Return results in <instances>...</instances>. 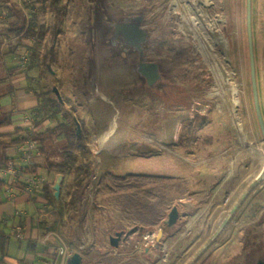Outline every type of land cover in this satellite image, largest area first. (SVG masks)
Wrapping results in <instances>:
<instances>
[{
    "label": "rangeland",
    "instance_id": "1",
    "mask_svg": "<svg viewBox=\"0 0 264 264\" xmlns=\"http://www.w3.org/2000/svg\"><path fill=\"white\" fill-rule=\"evenodd\" d=\"M50 3L46 11L30 17L0 11V42L10 40L19 56L37 57L53 47L48 86L55 97V89H63L66 103H77L78 125L88 133L91 177L79 206L69 210L64 206L74 177L65 175L53 197L59 202L53 225L71 256L79 253L84 264L109 259L113 264H139L144 236L156 233L163 223L174 226L169 230L173 237L186 231L233 158L250 152L255 174L259 171L264 137L251 80L247 0H64L67 15L60 36L44 35L38 45L36 35L17 32L24 23L39 32L49 20ZM99 8L114 31L112 49L101 43ZM251 30L264 126V0H252ZM140 62L160 65L161 77L152 84L140 79ZM241 123L250 127L252 137L243 134ZM107 173L177 180L110 187ZM181 180L183 194L178 193ZM159 205L167 215L158 225L138 220L143 215L153 220V206ZM252 226L242 242L256 264L264 261V225ZM117 233L122 238L115 247L110 238ZM153 254L156 258L157 250Z\"/></svg>",
    "mask_w": 264,
    "mask_h": 264
},
{
    "label": "crops",
    "instance_id": "2",
    "mask_svg": "<svg viewBox=\"0 0 264 264\" xmlns=\"http://www.w3.org/2000/svg\"><path fill=\"white\" fill-rule=\"evenodd\" d=\"M10 42H0V246L3 242L5 250L0 264L49 263L53 258L52 250L42 245L39 239L49 230H58L53 220L59 202L53 197L66 174L56 170L53 160L42 152L41 156L35 157L34 168L43 177V183L31 194H25L22 183L14 181L12 175L2 170L10 161L22 164L19 148L23 143L25 115L37 112L43 93L50 90L47 67L41 64V55L24 56L23 53L19 56L13 52L16 46L12 48ZM51 73L54 74V71ZM59 93L64 111L54 118L44 119L41 113L38 114L36 133L43 135L47 129L72 121L70 113L77 103L67 104L62 95L63 89ZM73 119L77 120L75 113ZM63 143L64 136L60 134L55 139H44L41 145L52 148L61 147ZM263 165L264 157L263 160L261 157L259 171L255 174L252 153L245 152L233 158L211 199L203 205L199 204L198 214L186 231L173 237L169 230L174 226L163 223L158 225L156 233L144 236V251H141L143 247H137L141 251L140 259H137L139 264H186L209 233H213L215 224L223 221ZM263 213L264 179L246 197L216 241L193 264H255L242 239L249 227L260 222ZM160 230L163 233L156 241ZM156 250L158 255L155 258L153 253ZM150 254H153L155 262H152ZM110 261L102 264H113Z\"/></svg>",
    "mask_w": 264,
    "mask_h": 264
},
{
    "label": "trees",
    "instance_id": "3",
    "mask_svg": "<svg viewBox=\"0 0 264 264\" xmlns=\"http://www.w3.org/2000/svg\"><path fill=\"white\" fill-rule=\"evenodd\" d=\"M63 1L64 0H51L49 6V20L47 23L40 25L39 32H36L34 27L29 25L28 23H24L22 28H20L17 32L26 30L29 35H36L37 39L39 40L38 45H40V41L42 40L44 35H48L53 38H57L58 36H60V34L63 33V24L67 15V6L64 5ZM97 16V23L103 30V34L101 37L102 46H109V49H112L116 44V42H114L116 39L114 36V31L111 26L105 24V22L103 21L102 9L99 8L97 10ZM27 24L28 26H26ZM94 56L92 57L93 59ZM132 56L135 61L137 59V55L135 53H132ZM40 62L46 67H50L55 62V57L53 55V47L49 48L48 51H45L43 54H41ZM137 72L140 76V79L145 80L138 70ZM209 77L210 79L212 78L211 74ZM170 78L172 80V77ZM53 93L54 90H48L43 93L37 112L33 111L36 114L35 121H37L38 114L40 113L45 119L54 118L55 116L64 111V107L60 103L58 97L52 96ZM165 107H167V104L165 105ZM75 110L76 108H74L73 106L72 112L70 113L72 116L71 122H63L58 124V126L55 128L47 129V131L43 135L35 133V136L40 139L41 144L46 138L55 139L60 134L64 136V143L61 147L56 146L52 148H44V146L41 145L40 148L43 154H45V156L53 160L52 164L56 170L61 173L72 174L74 177L71 183L69 199L64 206L66 209L69 210L76 209L79 206L84 186L88 179L91 177L92 170L91 165L87 163L91 153V150L87 145L88 133L86 132V129H82V127H79L78 119H73ZM193 133L194 129L191 130V134ZM105 177L108 181V186L110 187L114 186V184H120L123 187L126 186L128 188H137L138 186H143L145 184H151L156 182L171 183L174 180H177L171 177L135 173H130L124 176L115 175L114 173H107ZM173 185L174 183L171 186ZM184 185L185 182L181 180V183L178 184V193L183 194L184 192H186V188L182 187ZM170 187L168 189H170ZM147 208H149L148 205H145L143 207V209L145 210ZM165 210L166 209L161 208V205L157 207L153 206V220L148 219V217H144L145 215L139 216L138 220L144 225L154 227L160 222H162L166 217L167 212H165ZM263 224L264 213L262 214L261 220L257 224V226H261ZM0 248L2 254V257L0 258L1 262L5 255L3 242L1 243Z\"/></svg>",
    "mask_w": 264,
    "mask_h": 264
},
{
    "label": "built area",
    "instance_id": "4",
    "mask_svg": "<svg viewBox=\"0 0 264 264\" xmlns=\"http://www.w3.org/2000/svg\"><path fill=\"white\" fill-rule=\"evenodd\" d=\"M25 54L24 56H26ZM36 114L28 112L24 118V137L23 143L20 145L21 161L22 164L16 162H8L2 169L4 172L12 175L14 181L22 183V192L31 194L42 183L43 177L35 170L36 164L35 157L41 156V141L35 136L36 133ZM20 235V229L18 228ZM40 243L46 247L51 248L53 258L49 263L40 262L39 264H67L68 259L71 257V249L66 244L61 233L58 230H49L43 237L39 239ZM155 245V241L152 243Z\"/></svg>",
    "mask_w": 264,
    "mask_h": 264
},
{
    "label": "water",
    "instance_id": "5",
    "mask_svg": "<svg viewBox=\"0 0 264 264\" xmlns=\"http://www.w3.org/2000/svg\"><path fill=\"white\" fill-rule=\"evenodd\" d=\"M251 15H252V0H247V29H248V38H249V47H250V61H251V80L253 85V95L255 100V107L258 115V119L260 122V125L262 127L263 131V137H264V126L263 121L259 109V103H258V97H257V91H256V82H255V67H254V58H253V44H252V30H251ZM138 71L143 75V77L147 80L149 84L155 83L160 77V71H159V65L155 62H147V63H141L139 65ZM55 93L59 99V101L62 102L61 95L59 93V90L55 89ZM264 179V165L261 169L260 173L256 176V178L246 187V189L242 192L236 203L233 205V207L230 209L229 213L226 215V217L223 219L219 227L216 229V231L208 238V240L196 251V253L187 261L186 264H193L199 256L209 247V245L219 236V234L223 231V229L226 227L232 216L235 214V212L239 209L243 201L246 199V197L249 195V193ZM171 215L173 217L176 216V212H172ZM162 231L160 230L158 232L157 241L160 240V237L162 235ZM128 234V233H127ZM126 234V235H127ZM122 238V233H117L116 236H112L110 238L111 244L115 247L118 246L119 241ZM67 264H82V257L79 253H74L69 259ZM257 264H264L263 260H259Z\"/></svg>",
    "mask_w": 264,
    "mask_h": 264
},
{
    "label": "bare ground",
    "instance_id": "6",
    "mask_svg": "<svg viewBox=\"0 0 264 264\" xmlns=\"http://www.w3.org/2000/svg\"><path fill=\"white\" fill-rule=\"evenodd\" d=\"M48 3L49 0H0V11L30 17L46 11ZM240 127L246 137H252V132L248 125L241 123Z\"/></svg>",
    "mask_w": 264,
    "mask_h": 264
},
{
    "label": "flooded vegetation",
    "instance_id": "7",
    "mask_svg": "<svg viewBox=\"0 0 264 264\" xmlns=\"http://www.w3.org/2000/svg\"><path fill=\"white\" fill-rule=\"evenodd\" d=\"M140 63H141V62H140ZM140 63H139V64H140ZM139 73H140V72H139ZM141 75H142V74H141Z\"/></svg>",
    "mask_w": 264,
    "mask_h": 264
}]
</instances>
